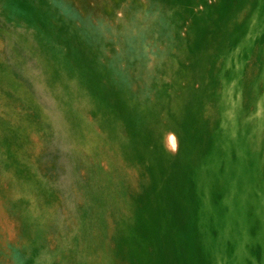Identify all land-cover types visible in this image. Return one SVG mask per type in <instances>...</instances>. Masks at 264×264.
I'll use <instances>...</instances> for the list:
<instances>
[{"label":"rangeland","instance_id":"374dc122","mask_svg":"<svg viewBox=\"0 0 264 264\" xmlns=\"http://www.w3.org/2000/svg\"><path fill=\"white\" fill-rule=\"evenodd\" d=\"M0 264H264V0H0Z\"/></svg>","mask_w":264,"mask_h":264}]
</instances>
